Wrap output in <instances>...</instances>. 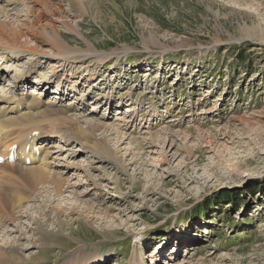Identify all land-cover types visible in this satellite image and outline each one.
<instances>
[{"label":"rangeland","instance_id":"374dc122","mask_svg":"<svg viewBox=\"0 0 264 264\" xmlns=\"http://www.w3.org/2000/svg\"><path fill=\"white\" fill-rule=\"evenodd\" d=\"M6 1L0 52L14 33L10 47L52 52L58 33L64 50L85 58L50 88L33 83L58 69L50 61L38 62L20 89L11 72L1 98L34 90L52 100L56 81L68 78L65 103L79 105L81 92L84 102L99 100L97 91L114 101L83 111V120L100 122L81 121L87 132L78 139L92 152L70 157L81 144L57 142L49 158L52 173L64 169L80 182L78 198L69 187L61 196L36 188L17 165H1L0 245H30L6 251L1 264H91L107 253L106 264L133 256L143 264H264V0H17L9 17ZM127 105L132 111L121 114ZM69 160L84 172L65 169ZM13 206L23 213L19 231Z\"/></svg>","mask_w":264,"mask_h":264},{"label":"bare ground","instance_id":"6f19581e","mask_svg":"<svg viewBox=\"0 0 264 264\" xmlns=\"http://www.w3.org/2000/svg\"><path fill=\"white\" fill-rule=\"evenodd\" d=\"M21 1H23L24 3L27 2V0L25 1L21 0ZM6 2L8 3V5L3 7L4 11L3 10L2 11H3V15H5L6 17H9L10 15L8 13L11 10L9 6L13 5L14 3H18V1L17 0H7ZM25 4H28V3H25ZM54 34L55 36L53 37H56L55 42L51 45H52V48H56L57 51L53 50L51 52L49 50H41L37 46H33V45L24 46L23 48L10 47V46H13L15 42L17 43L16 41L17 33H14L11 38V40L13 41L10 43V45L5 46L6 48L1 50L0 52V81L4 80L6 76H8L11 72L14 73L15 71L16 76H13L14 82H15L14 87H15V90L20 89V86L17 85V82L20 83L21 81L28 79V77L31 76V74L38 72L36 69L38 62L42 63L44 61L45 62L50 61L49 65H51V67H58V69H54V68L49 69L50 75L42 76L40 74L38 77H36V79L33 80V83H39V84H42L44 88H48L52 86V83L54 82L53 77H58L59 71H62L66 69L67 67H71V66L74 67V65L76 67L77 65H79L78 63H80L81 61H84L83 59L85 57L81 53H73V52L64 50L66 48L65 47L62 48L58 44L60 43L59 42L60 40H58L59 34L58 33H54ZM60 50H64V51H60ZM26 53H29V54H26ZM22 57H25L27 60L26 63H29V64L26 67H22V69L20 70H18L17 68L16 69L13 68L11 63L22 59ZM22 65L23 64H19V66H22ZM110 67L115 68L116 66L113 63ZM70 74L71 73H69V75ZM117 77L118 76L115 74V78H113L114 82H116ZM95 79H96V76H93V77L91 76V80H95ZM68 81H70L68 80V78H64L62 81L60 80L56 83L55 88L57 91H56V94L53 96L52 100H42L40 98V95L39 97L38 95L36 97V95L34 94L35 92H32L34 90L30 92L31 94L28 93L26 95H24V93L22 94L21 91H20L21 95H18L17 92L15 91H10L11 93L7 91L4 94V96L6 95L5 97H2V98L0 97V102L5 103V106L0 107V155L7 156L10 152L16 151L17 160L14 162H6V163L9 165H15V166L17 165L16 166L18 167L17 171L21 172L26 177V179L32 184V186L38 188L39 185L41 184V190H42L43 188H45L44 185L46 184L47 185L46 188H50L52 191L56 193V195H59V196L63 194L62 191L64 189L66 188L68 189L69 187L72 189L71 193H73L75 196L77 195V198H78L79 194L76 193L77 190L74 188L80 185V182L76 184H72V182L68 178H65L63 176V174L65 173L64 169L63 171L61 169L60 171L57 170L58 172L52 173L51 169H52L53 162L49 161V158L52 157V154L55 152L53 151V148L55 147L54 144L56 142H61L67 146L72 144L74 141H76L77 143L79 142V144H81L80 148L77 150L72 149V147L70 148L72 149L70 152L71 154H69L70 157L76 158L77 157L76 155L80 154L83 150L86 153L92 152L91 150L88 149L85 142H83L82 140L80 141L78 139L79 138L78 135L82 136L87 132L86 128L82 126L81 121L83 123L85 122L88 126H99L100 122L96 120L95 121L83 120L82 118L86 115L84 114L83 111L87 110L89 105H93L94 107L91 108V111L95 112L96 108L101 106L102 102L111 104L113 102V99L110 98L109 94L107 93L103 94L105 91L104 92L97 91L98 95L100 96L95 97V99H98L100 97L105 98L107 97V95L109 97H107V99H105L104 101L95 100V101L84 102L82 98L86 95V93L81 92L78 103L83 104V106L80 104L72 105V102L70 104L65 103L64 101L66 100L68 95H70L69 91H73V85H72V88L70 87L71 89L66 88L65 90V88L63 87ZM42 85H39V86H42ZM91 85L92 86L94 85L93 87L94 89L96 88L98 83L97 84L91 83L89 86L90 88L92 87ZM57 94H61V95H59V100L55 101L54 99L58 97ZM126 107L127 108H125L121 112V114H124L127 111H132V109L129 108V105H127ZM119 111L120 110L118 109L117 113H119ZM123 117H125V115H122V118H119V119H123ZM146 119L148 120V118ZM73 123L74 124L76 123V125H74ZM71 126L75 127L74 130L71 129ZM112 126H116V125L112 124ZM64 149L65 148L61 147V150H64ZM61 150H58V151H61ZM25 155H27L30 158V160L34 163V165L25 164V159H23ZM35 162L39 164H35ZM66 163H67V166L65 167V169L73 167V168H76V170H82L84 172V169L81 168L82 166L78 162H74V161L70 162L69 160V162L66 161ZM94 163L95 161L91 160L90 164H94ZM1 165L2 164H0V168H1ZM17 175H19V173ZM14 176L16 175L14 174ZM89 176L90 175L88 174V177ZM0 189L2 190V187H0ZM4 200L6 201V199ZM77 200L78 199H76L75 201ZM7 201H10V200L7 199ZM14 207L15 206H13V210H14ZM57 212L59 211L57 210ZM13 213L17 217L15 218V221L17 219V222H15L14 224L16 228L15 231H19L20 219H21L20 218L21 216L19 217V215H23V213L22 212L18 213L16 209L14 210ZM17 213H18V216H17ZM4 225L5 223L2 222V220L0 219V229H3ZM11 231H14V230L11 229ZM29 244H31V242H29ZM2 245L3 247L0 245V264L2 263L3 259H4V262L6 261V255H7L5 253L6 251L9 252L10 250H13L14 252H17V251L21 252L22 250H26L27 248L30 247V245L24 246L20 241H17V243L8 242L6 247L4 246V244ZM82 250L83 248L81 247L72 252L73 254H76V252H79ZM175 250L176 248H173V250H171V253H170L171 254L170 258L173 261L175 257H173L172 252ZM110 255L111 254L107 253L104 256L93 257L91 258L90 263L91 264L105 263L104 261L108 259ZM19 257L21 258V255ZM143 260H144V257L142 256L139 258L133 256L129 264H143ZM165 263L167 262L165 261ZM169 263L173 264L174 262H169ZM66 264H83V262L80 263L78 261L75 263V261H68L66 262ZM153 264H156V262L153 261Z\"/></svg>","mask_w":264,"mask_h":264},{"label":"trees","instance_id":"16d2710c","mask_svg":"<svg viewBox=\"0 0 264 264\" xmlns=\"http://www.w3.org/2000/svg\"><path fill=\"white\" fill-rule=\"evenodd\" d=\"M227 196V195H226ZM226 198V197H225ZM228 200H230V198H228ZM197 212H202L201 210H198Z\"/></svg>","mask_w":264,"mask_h":264}]
</instances>
